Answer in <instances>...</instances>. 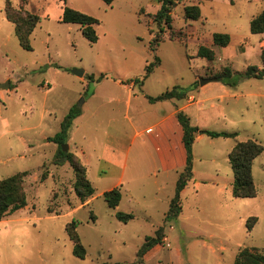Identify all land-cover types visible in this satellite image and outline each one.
I'll list each match as a JSON object with an SVG mask.
<instances>
[{"label":"rangeland","instance_id":"obj_1","mask_svg":"<svg viewBox=\"0 0 264 264\" xmlns=\"http://www.w3.org/2000/svg\"><path fill=\"white\" fill-rule=\"evenodd\" d=\"M7 1L0 0V85L10 84L0 88V180L28 175L27 206L0 221V264H138L145 238L162 226L163 243L143 257V264H234L243 248L264 252V151L253 163L255 198L233 197L229 161L238 142L256 140L264 146V79H241L234 87L220 81L200 85V79L216 78L225 68L235 73L251 65L264 69V34L250 30L264 0H177L172 30L163 33L153 19L158 0H115L111 5L67 0L69 7L98 19L94 44L80 25L61 22L60 0H10L15 9L41 17L30 38L31 51L21 47L6 17ZM188 5H199V20H185ZM214 33L230 34L229 46H214ZM154 37L163 40L155 52L150 47ZM201 45L215 51L213 61L197 57ZM156 56L161 64L144 80ZM74 70L85 74L78 77ZM90 76L104 79L91 82ZM195 82L192 91L200 103L184 112L199 128L194 178L181 193V214L167 223L180 172L159 170L145 129L176 104L150 103L146 95ZM73 107L81 115L69 131L66 152L85 165L96 190L84 202L75 192L72 165L54 163L59 149L50 141ZM206 130L237 136L214 139ZM136 132L140 135L127 151L121 145L125 140L129 145ZM112 159L126 160L125 168ZM116 187L122 200L112 209L103 194ZM117 212L135 218L125 223ZM251 217L258 221L248 232ZM72 222L87 250L84 260L73 255L66 232Z\"/></svg>","mask_w":264,"mask_h":264},{"label":"trees","instance_id":"obj_2","mask_svg":"<svg viewBox=\"0 0 264 264\" xmlns=\"http://www.w3.org/2000/svg\"><path fill=\"white\" fill-rule=\"evenodd\" d=\"M63 6L61 22L66 24H77L81 26L83 36L89 43L98 41V34L95 26L99 24L97 18L83 13L79 10L71 8L67 5V0H60ZM107 5H111L115 0H101ZM160 8L153 16L154 22L160 29V32H165V28L172 30V11L177 5V0H158ZM6 17L8 21L15 25V33L19 44L24 50L31 51V35L41 21V17L23 9H15L10 0L7 1ZM202 12L199 5H188L184 8V18L188 21H197L201 18ZM251 33L254 35L264 34V10L255 16L250 23ZM173 41V32L171 39ZM213 45L221 48L229 46L231 36L228 33H214L212 36ZM163 42L160 37H154L151 42V50L155 52L159 44ZM215 51L207 46L201 45L197 52V57L213 61L215 59ZM264 58V49L262 52ZM161 64V60L156 56L154 62L147 65L145 69L144 80L150 76L153 70ZM215 77L223 85L234 87L241 79H264V69L257 66H248L244 72H233L230 68H225L224 71ZM104 76L95 79L90 76L91 82H100ZM144 80H135V84H144ZM193 83L190 87L175 86L171 90L166 91L156 97L146 95L150 103H158L171 100H185L189 93L195 89ZM81 115V109L73 107L65 116L61 123L60 133L50 138V141L58 145V155L54 163L63 165L69 162L76 174V182L74 185L76 195L82 202L95 194V188L88 179L87 169L81 160L70 152H64L62 146L67 142L69 131L72 128L73 122ZM177 120L182 127L183 137L182 143L186 152V163L183 170L179 173L174 197L170 201L169 210L166 214L165 221L167 223L176 221L181 214V193L189 185L194 178V156L193 144L196 140V134L199 131L197 126L191 124L190 117L184 111L178 110L176 113ZM209 137L218 138H234L236 133L205 131ZM264 151V146L256 140H248L238 142L229 153V161L233 171L232 195L234 198L248 199L257 196V189L253 178V163L255 159ZM27 173H20L5 179L0 180V221L5 219L11 213L24 209L27 206V193L24 187L25 177ZM103 197L109 208L116 209L121 200L122 192L119 187L110 191H106ZM116 218L122 222L128 223L135 218L132 213L117 212ZM94 220V219H93ZM258 221L257 217H251L247 221V230L251 232ZM66 232L73 243V255L84 260L87 257V250L82 245L76 222L67 224ZM164 238V227H160L154 236H147L144 243L137 252L138 264H143V257L154 247L161 245ZM102 264H128L121 262H105ZM234 264H264V252L257 248L241 249L234 260Z\"/></svg>","mask_w":264,"mask_h":264},{"label":"crops","instance_id":"obj_3","mask_svg":"<svg viewBox=\"0 0 264 264\" xmlns=\"http://www.w3.org/2000/svg\"><path fill=\"white\" fill-rule=\"evenodd\" d=\"M193 91L189 93V96L185 100L163 101V103L166 104L172 102L176 105H174L175 107L171 112H169L168 114L164 113L161 116H158L154 120L153 125L148 126L145 129V132L149 136V139L151 141L154 153L157 156L160 165L158 167L159 170L176 171L177 173H179L185 166L186 152L184 146L183 150L181 148V145H183V130L177 120L176 113L178 110L184 111L186 113L188 108L197 106L200 103V101H195V95ZM182 102L184 103V105L181 104ZM127 106H131V97L127 102ZM139 135L140 133L136 132L133 140H131L129 145H127L128 141L125 140L126 143L124 144V146H121L129 151L132 144L134 143L135 138H137V136ZM110 161H112V164L121 166L122 168H125L126 166V160L119 161L117 159H112ZM154 173H156V171H154ZM120 182L121 180L119 181V184H121Z\"/></svg>","mask_w":264,"mask_h":264},{"label":"water","instance_id":"obj_4","mask_svg":"<svg viewBox=\"0 0 264 264\" xmlns=\"http://www.w3.org/2000/svg\"><path fill=\"white\" fill-rule=\"evenodd\" d=\"M73 73L78 76V77H83V75L85 74V71L84 70H74ZM213 81H218L217 78H206V79H200V85L201 86H204L210 82H213ZM10 84L9 82L5 83V84H1L0 85V88L2 89H7L9 88ZM82 106V104H80V107ZM200 134H204V131H201ZM63 148V151L66 152L68 149H69V145L67 144H64L62 146Z\"/></svg>","mask_w":264,"mask_h":264},{"label":"built area","instance_id":"obj_5","mask_svg":"<svg viewBox=\"0 0 264 264\" xmlns=\"http://www.w3.org/2000/svg\"><path fill=\"white\" fill-rule=\"evenodd\" d=\"M150 131V130H149Z\"/></svg>","mask_w":264,"mask_h":264}]
</instances>
